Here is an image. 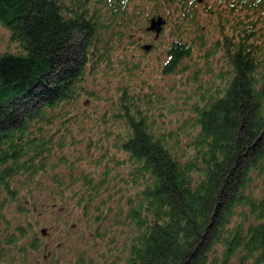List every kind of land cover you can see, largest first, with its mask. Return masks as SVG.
Returning <instances> with one entry per match:
<instances>
[{
    "label": "trees",
    "instance_id": "16d2710c",
    "mask_svg": "<svg viewBox=\"0 0 264 264\" xmlns=\"http://www.w3.org/2000/svg\"><path fill=\"white\" fill-rule=\"evenodd\" d=\"M209 2L0 0V264L51 209L106 245L50 264H264V0Z\"/></svg>",
    "mask_w": 264,
    "mask_h": 264
},
{
    "label": "rangeland",
    "instance_id": "374dc122",
    "mask_svg": "<svg viewBox=\"0 0 264 264\" xmlns=\"http://www.w3.org/2000/svg\"><path fill=\"white\" fill-rule=\"evenodd\" d=\"M209 1V0H208ZM209 3H212L210 0ZM202 9V8H201ZM151 11V10H150ZM144 15L139 16V21L137 22L139 27L132 29L131 32H135V37H131L130 40L139 41L142 45L146 44H158L161 42V45H167L170 42V37L168 35L169 30L166 29V26L163 28V31L158 39H155V33L148 32L146 35V29L150 27V20L152 14L149 16V21L142 23L141 20L145 17L147 12H143ZM0 54L6 50L8 45V34L5 30L0 29ZM158 53L151 52L150 55L146 56L144 61L148 63L151 69H156L158 67L157 60ZM137 57H141L140 51L137 53ZM78 218H81L79 214L72 215L70 211H58L57 209H51L47 214L41 215L36 212L31 213L30 219L37 220L39 223L35 226V230L41 233V230L46 229V235L42 236L41 244L43 245V250L45 254L42 255V262L44 264H50L53 258H59L60 260L68 262L69 259L73 260L75 256L83 250H88V253L91 256H95L101 250L105 248V243L103 241H97L95 239L93 229L89 228L87 224L83 221L80 222V227L77 228L74 223L78 221ZM25 219V218H24ZM72 229L69 231V229ZM31 237H28L30 240ZM55 256V257H54ZM36 256L31 257V261H36ZM69 263V262H68Z\"/></svg>",
    "mask_w": 264,
    "mask_h": 264
},
{
    "label": "water",
    "instance_id": "95a60500",
    "mask_svg": "<svg viewBox=\"0 0 264 264\" xmlns=\"http://www.w3.org/2000/svg\"><path fill=\"white\" fill-rule=\"evenodd\" d=\"M206 0H198L199 4H203ZM166 25V21L163 17L158 16V17H153L150 20V27L147 29L148 32H153L155 33V39H158L163 31V28ZM153 46L151 44H147L144 46V50L146 51H151ZM47 230L43 229L42 234L43 236L46 235Z\"/></svg>",
    "mask_w": 264,
    "mask_h": 264
},
{
    "label": "flooded vegetation",
    "instance_id": "af4514ba",
    "mask_svg": "<svg viewBox=\"0 0 264 264\" xmlns=\"http://www.w3.org/2000/svg\"><path fill=\"white\" fill-rule=\"evenodd\" d=\"M206 2V1H205ZM205 2L202 4V5H204L205 4Z\"/></svg>",
    "mask_w": 264,
    "mask_h": 264
}]
</instances>
